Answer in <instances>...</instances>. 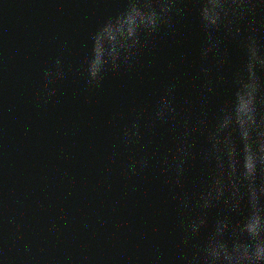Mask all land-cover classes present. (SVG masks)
Returning <instances> with one entry per match:
<instances>
[{"label":"water","instance_id":"water-1","mask_svg":"<svg viewBox=\"0 0 264 264\" xmlns=\"http://www.w3.org/2000/svg\"><path fill=\"white\" fill-rule=\"evenodd\" d=\"M0 264H264V0H0Z\"/></svg>","mask_w":264,"mask_h":264},{"label":"clouds","instance_id":"clouds-1","mask_svg":"<svg viewBox=\"0 0 264 264\" xmlns=\"http://www.w3.org/2000/svg\"><path fill=\"white\" fill-rule=\"evenodd\" d=\"M249 4H252L254 7H256V5H255L254 3H250V2H249Z\"/></svg>","mask_w":264,"mask_h":264}]
</instances>
